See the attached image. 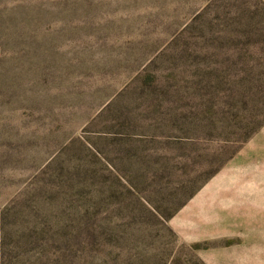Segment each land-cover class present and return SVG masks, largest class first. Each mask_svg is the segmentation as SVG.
<instances>
[{
  "label": "rangeland",
  "instance_id": "374dc122",
  "mask_svg": "<svg viewBox=\"0 0 264 264\" xmlns=\"http://www.w3.org/2000/svg\"><path fill=\"white\" fill-rule=\"evenodd\" d=\"M0 264H264V0H0Z\"/></svg>",
  "mask_w": 264,
  "mask_h": 264
}]
</instances>
